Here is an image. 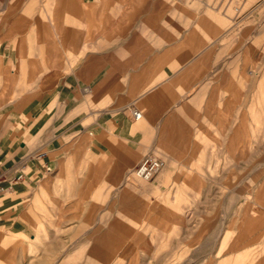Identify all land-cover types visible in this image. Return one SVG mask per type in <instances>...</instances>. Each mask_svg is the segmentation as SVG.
Returning a JSON list of instances; mask_svg holds the SVG:
<instances>
[{"label": "crops", "instance_id": "obj_1", "mask_svg": "<svg viewBox=\"0 0 264 264\" xmlns=\"http://www.w3.org/2000/svg\"><path fill=\"white\" fill-rule=\"evenodd\" d=\"M261 32L264 0H0V264L105 260L110 236L68 206L99 170L223 141Z\"/></svg>", "mask_w": 264, "mask_h": 264}, {"label": "rangeland", "instance_id": "obj_2", "mask_svg": "<svg viewBox=\"0 0 264 264\" xmlns=\"http://www.w3.org/2000/svg\"><path fill=\"white\" fill-rule=\"evenodd\" d=\"M256 50L227 80L244 120L229 121L223 141L188 143L150 181L134 170H99L82 192L85 204L68 206V214L88 218L76 229L110 236L99 242L105 260L90 264H264V32L258 60ZM58 225L37 222L36 230Z\"/></svg>", "mask_w": 264, "mask_h": 264}, {"label": "built area", "instance_id": "obj_3", "mask_svg": "<svg viewBox=\"0 0 264 264\" xmlns=\"http://www.w3.org/2000/svg\"><path fill=\"white\" fill-rule=\"evenodd\" d=\"M134 120H139L141 114L138 111L132 112ZM164 167V162L157 158L146 157L142 159L134 169V176L142 181H150Z\"/></svg>", "mask_w": 264, "mask_h": 264}]
</instances>
